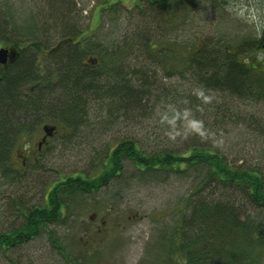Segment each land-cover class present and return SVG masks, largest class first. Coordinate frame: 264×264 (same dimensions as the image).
Masks as SVG:
<instances>
[{"label": "trees", "instance_id": "16d2710c", "mask_svg": "<svg viewBox=\"0 0 264 264\" xmlns=\"http://www.w3.org/2000/svg\"><path fill=\"white\" fill-rule=\"evenodd\" d=\"M43 1L45 11L38 8L24 18L14 14L7 0L0 10V43L18 50L17 59L0 65V164L5 175L16 174L17 168L4 162L20 137H30L40 123L79 134L91 103L99 104L95 110L109 119L140 120L163 101L172 107V121L191 123L181 129L190 135L175 148H148L137 138H119L91 172L61 174L39 203L23 210L19 223L0 229V248L21 244L43 229L67 257L48 224L63 220L76 194L122 176L127 161L138 179H157L161 171L195 174L184 208H176L180 223L171 243L177 247L174 256L169 251L166 264H264V174L256 164L238 163L221 143L206 138L213 129L205 131L206 117L223 123L228 116L238 128L252 112L226 114L229 100L264 102V58L257 56L264 53V26L260 35L240 33L223 27L219 18L209 33L196 16L188 17L197 15L203 4L221 8L226 0H133L132 7L150 21L109 43L94 38L89 20L84 27L74 25L69 16L74 1L60 8L57 3L67 0ZM100 3V11L113 13L119 5L131 10L123 0ZM199 17L205 21L203 14ZM47 19L59 28L51 45L42 32ZM130 55H135L133 67ZM254 132L262 139L264 124L257 123Z\"/></svg>", "mask_w": 264, "mask_h": 264}, {"label": "rangeland", "instance_id": "374dc122", "mask_svg": "<svg viewBox=\"0 0 264 264\" xmlns=\"http://www.w3.org/2000/svg\"><path fill=\"white\" fill-rule=\"evenodd\" d=\"M7 1L17 17L20 14L24 18L38 8L45 11L43 0ZM72 1L75 7L69 16L74 25L84 27L89 20L94 38L101 42H119L125 31L150 21L132 7L133 0L122 3L131 10L119 5L113 13L110 9L100 11L102 0H67L64 4L57 3V7H68L67 2L70 5ZM3 4L4 0H0V10ZM222 4L220 8L214 2H208L201 5L203 10L200 7L197 15L189 14L188 17L196 16L195 21L204 25L209 33L220 18L218 22L229 31L237 29L240 33L249 31L260 35L264 26V0H226ZM200 14L205 21L200 20ZM47 22L42 32L44 40L51 45L59 37L56 34L59 28L54 26L52 19ZM257 56L262 59L264 53L258 52ZM134 57L126 58L125 64H129L127 59ZM134 65L135 59L132 67ZM90 108L92 111L83 119L79 134L56 130L38 151L35 144L41 130L36 128L30 137L22 136L14 143L9 159L4 163L17 168L16 174L5 175L4 164H0V229H9L19 223L23 210L39 203L50 184L61 174L91 172L101 154L119 138H137L148 148H175L190 135L181 129L189 128L191 123L172 121V107L163 101L151 110L148 108L151 112L139 117L140 120L132 117L126 120L124 116L112 120L103 111L95 110L100 109L99 104L91 103ZM225 109L226 114L252 112L245 114V120L238 128L227 119L228 116L223 123L206 117L207 129L204 130L214 131L206 138L221 143L238 163L256 164L264 174V137L261 139L260 133L254 132L257 123L264 124V102L243 105L229 100ZM199 116L198 122L202 123L203 114ZM122 171V176L110 179L96 190L76 194L64 212L63 220L48 224L47 229L59 239L69 259L51 245L47 232L42 229L21 244L0 248V264H166L169 251L174 256L177 247V242L171 243V235L180 223L176 208H184V198L190 193L195 174L180 176L161 171L157 179H138L127 161Z\"/></svg>", "mask_w": 264, "mask_h": 264}, {"label": "flooded vegetation", "instance_id": "af4514ba", "mask_svg": "<svg viewBox=\"0 0 264 264\" xmlns=\"http://www.w3.org/2000/svg\"><path fill=\"white\" fill-rule=\"evenodd\" d=\"M3 47V48H7L8 49V55H7V58H6V61L5 62H0V65L1 67H7L16 57H18V50L16 49H12L11 46H6L5 44H1L0 43V48ZM12 51L14 52V54H12ZM51 125V123H40L39 124V128L41 130V134H40V137H39V140L36 142L35 144V147L36 149L39 151L42 149L43 146H45L46 143H48V139L49 137L51 136H54L56 130H57V124L55 126V129H53L50 134H45L44 131H43V126L44 125ZM54 124V123H52Z\"/></svg>", "mask_w": 264, "mask_h": 264}, {"label": "water", "instance_id": "95a60500", "mask_svg": "<svg viewBox=\"0 0 264 264\" xmlns=\"http://www.w3.org/2000/svg\"><path fill=\"white\" fill-rule=\"evenodd\" d=\"M12 54H14V52L12 51ZM8 55V49L7 48H0V62H5L6 58ZM54 129V126H49V125H44L43 126V130L46 134H50V132Z\"/></svg>", "mask_w": 264, "mask_h": 264}, {"label": "clouds", "instance_id": "9594fccd", "mask_svg": "<svg viewBox=\"0 0 264 264\" xmlns=\"http://www.w3.org/2000/svg\"><path fill=\"white\" fill-rule=\"evenodd\" d=\"M205 99H209L208 97H205Z\"/></svg>", "mask_w": 264, "mask_h": 264}]
</instances>
